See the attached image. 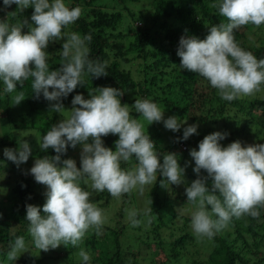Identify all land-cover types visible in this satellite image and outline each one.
<instances>
[{"label":"clouds","instance_id":"obj_1","mask_svg":"<svg viewBox=\"0 0 264 264\" xmlns=\"http://www.w3.org/2000/svg\"><path fill=\"white\" fill-rule=\"evenodd\" d=\"M13 4L16 11L8 13L7 18L28 8L34 11L30 21L9 24L7 19L0 20V81L5 93L16 91L17 84L23 88L32 78L33 97L43 96L49 102V110L60 113L65 110L62 98L78 85H85V74L92 78L108 76L105 64L89 59L90 34L63 32L80 18L79 6L69 7L64 0H3L4 9ZM212 7L218 8L227 23L208 28L204 39L182 36L177 49L179 66L206 79L225 101L250 96L264 85V58L257 59L240 47L234 30L250 24L257 28L264 25V0H217ZM25 27L27 32L23 31ZM56 41H64L62 62L57 70H49L46 49ZM88 94V99L76 94L70 114L43 135L40 150L52 148L57 155L36 158L30 169L35 181L47 189L43 215L39 207L26 205L28 233L35 248L43 252L61 245L78 247L90 229L97 235L101 233L105 222L103 210L90 201L92 193L81 187V181L93 191H107L116 199L133 190L143 192L145 186L157 182L158 173L162 188L179 186L185 181L187 165L180 166L177 153H157L155 142L145 134L142 121L133 118L130 108L149 125L163 122L173 132H178L187 121L181 123L176 116L165 119L164 111L149 99H135L132 106L122 105L120 97L124 92L114 87H98L95 93ZM23 100V91L12 97L14 106ZM197 129V124L184 127L182 139L186 141L197 134ZM109 134L119 137L115 151L104 146L102 137ZM227 135L219 131L208 134L199 142L198 150L193 148L189 152L197 179L185 188V194L195 208L191 228L197 238H213L233 218H259V209L264 208V143L242 146L237 140L225 147L220 141ZM69 145L81 147L79 168L74 159L61 160ZM31 154L26 140L20 141L17 149L5 148L3 152L17 167L26 163ZM133 158L135 165L122 169L121 163ZM202 170L206 176L201 174ZM129 216L134 226L139 224L135 212ZM20 252H27L23 236L15 239L7 260L16 261ZM78 255L83 264L91 259L83 248Z\"/></svg>","mask_w":264,"mask_h":264},{"label":"trees","instance_id":"obj_2","mask_svg":"<svg viewBox=\"0 0 264 264\" xmlns=\"http://www.w3.org/2000/svg\"><path fill=\"white\" fill-rule=\"evenodd\" d=\"M64 2L69 7L79 6L82 12L80 18L63 29V32H76L81 36L90 34L92 39L87 42L89 59L105 64L108 76L92 78L90 74H85V85H78L68 97L62 98L65 107L62 113L67 112V107L76 94H82L88 99V92L95 93V88L114 87L124 92L120 97L122 105L126 102L133 105L135 99H149L158 106L173 111L179 119L208 125L204 133L193 134L186 141L182 139L183 134L176 132L172 135L174 140L164 147L150 135L155 142L156 152L161 155L174 148L180 151L198 149L204 136L217 131L228 133L220 141L225 147L237 140L242 146L249 145L246 143L248 139L255 140V143H264V85L260 91L250 96L229 102L223 100L206 79L179 66L177 49L182 36L204 39L208 35V28L227 23L226 18L219 14L218 8L212 7L217 0ZM141 2H147L148 6L145 9L132 10L128 5ZM16 8L13 4L4 9L3 0H0V9H4L0 11V20L7 19L9 24L25 19L30 21L34 11L32 8L23 12L17 11L15 16L9 15L7 18V14L16 11ZM131 20L140 21L141 26ZM23 31L27 32V27ZM251 33L257 35V41L249 39ZM234 35L240 47L252 52L257 59L264 58V25L258 28L251 24L243 26L234 30ZM63 42H50L46 49L49 70H57L61 66ZM138 61L139 64L134 70L127 66ZM31 80L29 78L23 88L17 84L13 93H5L3 82L0 81V147L17 149L19 142L13 132L29 130L35 139L31 147L34 162L36 158H43L45 155H57L52 148L46 152L41 151L39 144L50 127L64 117L61 112L50 111L49 102L43 96L40 99L33 97ZM20 91L24 92L25 100L15 107L12 97ZM16 108L21 112L13 119ZM131 110L133 118L138 119L139 114L134 109ZM177 138H180L179 141ZM118 139V135L112 134L102 137L104 146L113 151ZM182 145L187 148L183 149ZM79 148L80 145L76 148L69 145L67 152L61 154V160L73 159L71 153ZM134 163L133 158L128 163L122 162L121 167L127 170ZM76 164L79 168L80 161ZM31 167L32 165L25 170L21 166L0 163V170L20 174L15 181L0 186V264H83L78 255L81 248L91 256L88 264H157L155 258L158 255L165 256L163 264H264V208L259 209V218H233L213 238H197L191 228V215L195 208L187 202L186 194L176 188L173 191L175 198H162L158 192L161 176L146 195L147 207L140 210L134 206L137 200L134 190L116 199L107 191H93L81 181V187L92 193L90 201L103 210V234L97 235L95 230L90 229L78 247L69 245L66 248L61 245L48 252L40 251L35 248L28 233L26 205L39 207L43 215L47 189L35 181L30 173ZM201 174L207 175L203 170ZM187 177L191 182L197 179L192 172ZM208 186H211V179L208 180ZM131 212L136 213L135 219L139 221L135 226L129 216ZM19 236L24 237L26 251L31 255L26 256L24 252H20L18 257L22 263L8 261L7 253Z\"/></svg>","mask_w":264,"mask_h":264},{"label":"rangeland","instance_id":"obj_3","mask_svg":"<svg viewBox=\"0 0 264 264\" xmlns=\"http://www.w3.org/2000/svg\"><path fill=\"white\" fill-rule=\"evenodd\" d=\"M130 9L132 10H141V9H145V7L148 6L147 2H141V3H137V4H133V3H128ZM131 22H134L136 25L138 26H141V22L140 21H133L131 20ZM249 39L253 40L254 42L257 41V35L251 33L249 35ZM139 64V61L138 62H133V63H129L127 64V66L134 70L137 68V65ZM23 102V101H22ZM21 102V103H22ZM21 103L19 105H21ZM125 104H128L129 106H132L129 102H126ZM16 107V106H15ZM26 107V106H25ZM79 107V106H77ZM162 111H164V118L167 119L168 117L170 116H177V114H175L173 111L171 110H168V109H165L161 106H158ZM72 108V103L68 105L67 107V112L69 113L70 109ZM130 111L131 108H130ZM135 111V110H134ZM19 112H21L19 109H15L13 111V119L16 118V116L18 117L20 114ZM67 112H64L62 113V117L66 118L69 114H67ZM66 114V115H65ZM132 115V113H131ZM133 116V115H132ZM138 119H140L142 121V123L144 124V131L146 133H148L149 135H151L154 139H156L160 145L162 147L166 146V145H169L171 143V141L174 140V137H172V135L176 132H173L171 130H168L164 127V124L163 122H159V123H153L151 125L148 124L147 121H144L142 119V117H138ZM17 120V119H16ZM178 121L183 123L185 121H187L186 124H183L181 129L177 132V133H180V134H183V130H184V127H187L188 125L190 124H197L198 125V129H197V135H200L202 133H204L205 130H207L208 128V125L207 124H201L197 121H192V120H189V119H179L178 117ZM0 133L2 134V128H0ZM15 135H17V140L18 142L20 141H23V140H26L29 144H30V147H32V144L33 142H35V139L33 138L32 134L29 132V130L27 131H14L13 132ZM196 135V134H195ZM246 143L248 144H254L255 143V140H252V139H248L246 141ZM6 147H0V163L1 164H9L14 167H17V165L15 163H13L12 161H9L7 160L4 155H3V152H4V149ZM34 148V147H33ZM192 148H189L188 151H180L179 149H175L172 150V151H169L168 153H177L179 155V164L181 167H186L185 169V174H184V184H181L179 186H176V185H169L167 186L166 188H162L160 186V188L158 189V192L159 194H161L162 198H164L165 196H172L173 198H175L174 196L176 194L173 193L174 189H178V190H181L182 191V194H185V188L190 184L191 181H188L189 178L187 177L188 173L189 172H192L194 173L193 171V168L195 167V162L194 160L192 159V157L190 156L189 152ZM32 150V148H31ZM198 150V149H197ZM80 151H81V147L75 151H73L71 153V157L76 161H80ZM167 153V152H165ZM33 154L30 155L28 161L26 163H22L20 166L22 168H24L25 170H28L29 169V166L30 165H34V162H33V158H32ZM135 165V163H134ZM23 173V171L21 172ZM20 174H15L13 171H10V170H0V186H5V184H7L8 182L10 181H13L14 179H16L17 177H19ZM161 176L159 173H158V177ZM158 177H157V180H158ZM15 181V180H14ZM156 183V182H155ZM155 183H153L152 185H148V186H145L143 192H140L139 190H134V194L136 196V201L134 202V206L137 210H140V209H144L147 207V199H146V195L148 192H150V189L153 187V185H155ZM182 205V204H180ZM177 206V205H176ZM180 208V207H178ZM135 210V209H133ZM111 214V213H110ZM104 232V227H102L101 229V233L99 235H102ZM26 254V256H30L31 254L27 252H24ZM20 256V255H19ZM23 258H26L25 256H21ZM165 256H162V255H158L157 258H155V261H157V264L161 263L163 264L162 262L165 260L164 258ZM22 258V259H23ZM18 257V259L16 260L15 263H22L23 261ZM142 260V259H141ZM148 261V260H146Z\"/></svg>","mask_w":264,"mask_h":264},{"label":"built area","instance_id":"obj_4","mask_svg":"<svg viewBox=\"0 0 264 264\" xmlns=\"http://www.w3.org/2000/svg\"><path fill=\"white\" fill-rule=\"evenodd\" d=\"M182 147H183V149H186L187 148L186 145H182Z\"/></svg>","mask_w":264,"mask_h":264}]
</instances>
